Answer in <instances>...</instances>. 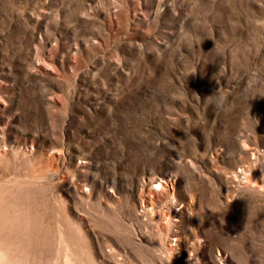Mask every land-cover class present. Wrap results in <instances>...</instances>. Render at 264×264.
I'll use <instances>...</instances> for the list:
<instances>
[{
  "label": "rangeland",
  "instance_id": "1",
  "mask_svg": "<svg viewBox=\"0 0 264 264\" xmlns=\"http://www.w3.org/2000/svg\"><path fill=\"white\" fill-rule=\"evenodd\" d=\"M0 264H264V0H0Z\"/></svg>",
  "mask_w": 264,
  "mask_h": 264
},
{
  "label": "bare ground",
  "instance_id": "2",
  "mask_svg": "<svg viewBox=\"0 0 264 264\" xmlns=\"http://www.w3.org/2000/svg\"><path fill=\"white\" fill-rule=\"evenodd\" d=\"M160 181H156V184H158V187H160V186H162V184L161 183H159Z\"/></svg>",
  "mask_w": 264,
  "mask_h": 264
}]
</instances>
